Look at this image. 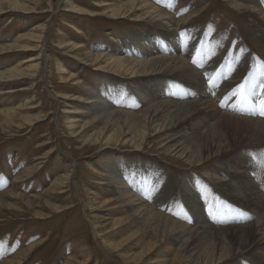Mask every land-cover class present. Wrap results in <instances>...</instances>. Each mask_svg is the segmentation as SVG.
<instances>
[{"label":"rangeland","instance_id":"rangeland-1","mask_svg":"<svg viewBox=\"0 0 264 264\" xmlns=\"http://www.w3.org/2000/svg\"><path fill=\"white\" fill-rule=\"evenodd\" d=\"M20 1L28 6L29 12L0 13V74L16 71L19 75L11 80L0 79V264H171L177 250L171 252L175 244L170 245V234L169 238L165 235L162 238L156 229L144 227L143 222L138 221L137 225L129 216L131 211L123 210L120 205L123 202L116 200L118 195L105 185L110 183L113 169L120 173L117 178L121 179L122 189L141 201H149L147 190L160 195L159 200H164L167 211L174 213L170 215L167 211H158L159 203L154 204V209H149L162 215L169 225L172 222L180 225L181 231L190 234L194 223L203 220L216 223L228 232L236 226L244 230L243 238L250 244L253 242L252 231L244 227L263 224L256 227L264 240V199H260L259 194L264 195V145L253 143V147H234L228 138L230 133L219 129L223 133L220 137L225 141L217 145L219 154L206 157L204 152L196 151L193 160L200 159L201 162L196 163L204 164L197 167L196 163L189 165L186 159L178 158L177 151L170 147L171 132L159 134L154 129V123H142L140 118L137 119L138 124H143L144 134L149 135L141 142V147L123 144L120 132L110 136V144L106 145L105 140L112 131L99 135L98 143L93 141L104 124L98 122L90 126L93 116L89 115L96 114L91 112L92 103L89 102L97 104V100L103 102L104 99L117 108L121 100L124 104L126 101L133 103L138 84L129 76L118 73L113 76L111 71H95L97 69L93 66L82 65L81 54L89 51L94 55L125 57L126 54L120 50L126 48L133 51L135 46L131 45L130 39L134 33H144V30L158 33L160 36L153 35V38L165 47L163 40L166 35L151 27V18L143 17V21L135 23V17L109 19L97 15L107 12L100 5L117 6L123 0ZM161 1L147 0L148 4L174 16L176 35L188 33L191 44L194 43V35L198 37L199 42L193 49L195 57L208 52L214 58L225 59L226 64L229 59L240 76L234 78L236 74L232 75L229 69L230 80L241 79V82L235 84L230 93L233 98L213 101L214 107L224 114L237 115L246 121L258 119L264 124V114L259 118L249 115L246 103L241 102L243 96L248 95L255 108L259 99L264 97V45L257 39L252 24H248L245 13V3L249 5L252 0H166L167 4L163 5ZM2 6L8 5L3 2ZM74 7L89 14L76 15L71 12ZM42 25L45 30L35 52L21 53L10 49L23 44L18 42L20 36ZM74 44L85 51L75 50L77 46ZM237 44H242V47ZM114 49L120 52L115 53L117 50ZM31 56L37 60L28 62ZM237 56L238 59H235ZM225 63L224 67L227 66ZM33 64H38V67L32 71L29 67ZM197 70L200 72L199 68ZM218 77L220 82L224 81L221 75ZM241 84L244 88L237 92ZM255 87H258L257 92L251 95L249 91ZM220 89L223 87L220 86ZM62 97L73 100H63ZM65 104L74 113V129L70 128L67 117L70 115L65 114L68 111ZM141 111L143 107L139 109ZM80 126L85 127L84 133L74 137V130L78 131ZM251 126L255 129L256 125ZM201 131H204L203 134L206 132L204 129ZM194 145L197 146V143L194 142ZM225 164L236 168L235 182L247 183V198L239 200L230 197L206 180L211 170H221ZM153 172L155 175H150ZM61 177L66 182L62 179L63 185L59 186ZM198 178L199 185L194 184L193 179ZM186 189L197 193L201 210L196 214L181 199ZM112 201L115 206H108L113 204ZM117 221L122 222L117 225ZM159 226L162 227L161 224ZM238 237L237 233L230 231L222 251L217 247V251L212 250L213 238H210L212 241L207 239L206 246L205 243L199 246L202 250L199 259L188 256L186 244L185 251L181 252V257L186 260L180 263H202L206 257L208 263L204 261V264H218V260L219 264H261V257L256 254L232 258V241ZM180 243L175 246L176 249ZM205 248L206 252H203Z\"/></svg>","mask_w":264,"mask_h":264},{"label":"bare ground","instance_id":"bare-ground-1","mask_svg":"<svg viewBox=\"0 0 264 264\" xmlns=\"http://www.w3.org/2000/svg\"><path fill=\"white\" fill-rule=\"evenodd\" d=\"M246 1H250V0H246ZM263 1L264 0H252L249 3V5H248V2H246L245 4L247 5V7H246L245 13H246V17L249 19L248 24L249 23L252 24L255 34L258 37L257 39L261 40L264 45V5H262ZM3 2L6 3L8 6L6 7L2 6ZM161 3L162 5L167 4V1L162 0ZM105 6L107 5L105 4L100 5V7L101 8L104 7L103 10L107 12H104V14L100 13L97 15L106 16L109 19H124V18L131 19V17H135L137 18V20H135L136 21L135 23L143 21L142 20L143 17L151 18L152 20L151 27L155 31H158L159 33H164L166 35L165 36L166 39L163 40L165 47H162L160 42L157 39L153 38V35L154 36L159 35L158 33L156 32L152 33L151 30H144V33L143 32L134 33L133 37L130 39V42H131V45L135 46V49L133 51L131 49H126V48H122L125 50H120L124 54L128 55V56L124 55L125 57H122V56L110 57V56H105L104 54L94 55V54H91V52L89 51H85L81 46L74 44V46H77L75 50L80 49L81 51H85V52H82V54L80 52V54L82 55L81 57L82 59L80 60V63L82 65L93 66L97 69L95 71H103V70L111 71L112 74H114L113 76H115V73L129 76L130 80L133 79L135 80V83L138 84V90L134 94L136 95V100L133 103H131L130 101H126V103L124 104L123 101L121 100L118 102L119 108H117L115 107V104L113 105L112 103H106L104 99L102 101L105 103V105L103 104V102H100L98 100L96 101L98 105L95 103V101L89 102V103H92V105L90 104L91 108L93 109L91 110V112L96 114V116L89 115V116H93L91 117V120L89 122L90 126H94L98 122H103L104 124L103 128H101L100 132L98 133V137L94 138L93 136L94 142H97L99 140V135L101 134L103 135V133L105 132L112 131L109 134V138L105 140L106 145L110 144V136H113L116 132H120L122 134L121 142H123V144H129V146L130 144H133L134 146H137V147L140 146L144 138L149 136V135L146 136V134H144L143 128L145 126L141 123H140L141 125L138 124L137 119L140 118V120H142L141 121L142 123H144L143 121H147L149 125L150 123L151 124L154 123L153 125L154 127H156L154 129L159 134L166 132V131L171 132L172 133L170 136L171 140L169 141L171 143L170 147L177 151V153L179 154L177 155L179 156L178 158L183 159V160L186 159L189 165L190 164L194 165V163L196 162H201L200 159L193 160L195 159L196 151L198 153H200V151H202V153L204 152L203 154H206L207 155V156L205 155L206 157L219 154L217 145L221 141L222 142L224 141L220 137V136H223L222 131L230 133L228 138L230 139V142L234 145V147H237V146L249 147L251 145H252L251 147H253L254 145L253 143H255L256 146L257 144L264 145V124H261V122H259L258 119L257 120L255 119L254 121H251V120L246 121L243 118H242L243 120L240 119L239 117H237V115L231 116L230 114L228 115L224 114L223 112L217 110V108H215L212 103L213 101L214 102L217 100L220 101V98L222 99L223 98L224 99L233 98V96L230 93H232L235 84L239 85L241 82V79H236L237 81L235 82H232V80H230V78L232 77H231V74L229 73V69L230 71H232L233 73L232 75L236 74L237 71H235V69L233 68L234 66L230 64L229 59L226 64L225 59L222 58V60H220L218 58H214L210 56L208 52H205L202 55L198 54L197 57H195L196 55L193 53V49L196 46V43L199 42L198 37L194 35L193 37L194 43L191 44V41H190L191 37L188 35V33L187 34L184 33L182 35H176V21L174 19V16L164 12L163 10H160L152 6L151 4H148L147 0H123V1H120L117 6H110V7H105ZM6 8L8 10H5ZM3 11H7L9 13L13 11L29 12V9H28V6L21 3L20 0H0V13H4ZM71 12H73L76 15H86V14L88 15L89 14L87 12H84V10L77 8V7H74ZM186 18H188V16ZM247 18H245L246 21H247ZM44 30H45V26L43 25L37 29L32 28L31 30H29L30 32H28L26 35L19 37L18 42L23 43L22 45H14V46H11L10 49H16L17 52H21V53L35 52L39 44L41 43L40 39L42 38V32ZM177 36L179 37V40ZM238 45L242 47V44H237V46ZM114 50H117V49H114ZM120 51L117 50V52L115 53H119ZM238 56L235 59H238ZM36 60L37 58L34 59V57L32 58V56L27 59L28 62H34ZM224 63L228 66V67L226 66L227 68L224 67ZM206 64L208 65L205 67ZM240 65L243 67V63H240ZM36 67H38V64H33V66H30L29 68L30 70L33 71L34 68ZM197 68H199L200 72H198ZM219 75H221V78H224L223 79L224 81H221V82L219 81V77H218ZM16 76H19L16 71L9 72V74H6V75L0 74V79L4 78L5 80H11L15 78ZM238 76L239 75L236 74L234 78ZM203 77H205L208 81V83L205 86H204ZM174 79L176 80L175 83L172 82L174 81ZM207 86H211L215 90L213 97H216V98L211 97V91L207 90ZM220 86H222L223 89H220ZM257 89L258 87H255L253 88V90H250L249 93L251 95L253 93L255 94L257 92ZM185 91H188L189 94H186ZM139 95H141V97ZM187 95H189L191 98ZM217 96H219V98ZM61 99L73 100V98H68V97H62ZM262 101H264V98L262 100L259 99V102L263 104L264 102ZM99 103H102V104H99ZM64 107H67L66 110L68 109V105L65 104ZM141 107H143V112L142 111L139 112V109H141ZM65 114L70 115V116H67L70 122V128L74 129L75 123L73 122V119L75 117L73 116L74 113L72 112V109L71 110L68 109V111H65ZM251 124L256 125L257 127L255 126V129H253ZM258 126L260 128H258ZM83 128L85 127L80 126L78 128L79 129L78 131L74 130L75 131L73 132L74 137H79V135L82 136V132L84 131ZM140 128H142L143 130H141ZM203 129L206 131L204 134H203L204 131L203 132L201 131ZM219 129L222 131H220ZM194 142L197 143V146L194 145ZM152 147L150 148L152 149ZM191 147H194V149H192ZM223 150L225 152L228 151L227 149H223ZM203 165H204L203 163H199L197 167H203ZM233 167L225 164V166L222 167L221 170H217V171L211 170L210 175L206 176V180L212 183V185H214L215 188L220 189L222 192L229 194L230 197L243 200L247 198L248 192H249V190L246 189L247 183H241V182L234 181L233 176L234 174L235 175L237 174V170L236 168H233ZM111 171L113 172V174H112V177L109 176L110 183L109 184L107 183L105 185H109L108 187L111 188V191L115 193V195H118V197H116V200L123 202V204L120 203V205H122V207L124 208L123 210L131 211L130 212L131 214H129L130 218L132 217L137 223L138 221L143 222L142 224H144V227L147 226L148 228L156 229L158 234L162 238L164 237V235L167 237L170 234L169 236L171 237L170 238L167 237L169 238V241H170L169 243L170 245L175 244L172 248V251L171 250L170 251L174 252L177 250V253L174 255L171 264H181L180 262L184 263L186 259L184 260V257H181V252L185 251L184 246H186V244H187L186 248H188V251H189L188 256L193 259L194 258L199 259V256L200 257L202 256L200 255L201 253L199 254V252L202 251L201 248H199V246L203 245L205 241H208L207 239H210V238H213V242H211L212 239H210L211 240L210 242L214 243L213 245L210 243V245L213 246L212 250L213 248L216 250V247H217V250L222 251L224 249L225 244H227V243L224 244V242L226 241V237L228 233H230V231L237 233L239 236L236 241H232L233 250L230 252L232 253L231 255L233 259L236 257L244 258L246 255L249 256L251 254L252 255L256 254L261 257V264H264V246H262V243L264 242V240L262 239L259 233L260 231L257 228L259 226H263V224L259 226L254 224L247 228L244 227L245 230L248 229V231H252V236H253L252 241L253 242L250 244L248 243L249 241L247 242L243 238L244 237L243 229L235 226L231 228L228 232V230H223L222 228H219L221 226H217L216 223L210 224L208 221L206 222L204 220L199 221V222L196 221L194 223L195 225L194 229L192 231H189L190 232L189 234L187 231H181L182 229L179 228L180 225L178 226L177 224H174L172 222V225L170 224L171 225L170 226L169 222L165 220L163 217H161L162 215L160 216L158 214H154V212L153 213L151 212L152 211L151 209H154L153 207H154V204L156 203L160 204L158 211L166 212L168 210L166 206L163 205L164 200L163 199L159 200L160 195L156 196L154 195L155 193H150V191L147 190L149 194V201L143 202L140 199L134 197V195L130 194L129 191L123 190L122 189L123 187H121L122 185L121 179L117 178L120 176V173L116 171L115 169ZM220 172H221V175H220ZM240 173H243V172L240 171ZM150 175L154 176L155 172H153ZM156 175L157 177H160V175L157 172H156ZM157 177H154V178L156 179ZM62 179L63 177H61L58 181L59 186L63 185L62 181L65 178L63 180ZM64 182L66 181L64 180ZM192 182L194 184L199 185L198 183L200 182V179H197V180L193 179ZM170 190H169V194H171ZM259 194H260V199H264V195H262L261 193ZM196 195L197 193H195L191 189H186L183 191V194L181 196V199H184L187 202L186 207H188L189 210L193 213L195 212L197 213L201 210L199 206V202H197ZM161 198H164V196H161ZM112 205H114V202L113 204L108 205V206H112ZM188 212L189 211H187V213ZM167 213L172 215L174 212L169 210L167 211ZM121 222L122 221H117L116 223L117 225H119ZM160 224L162 225V227L159 226ZM137 225H139V223ZM182 228L184 230V227ZM188 234H189V237H188ZM185 237H187V239H184ZM183 239L186 241V243L184 242ZM182 240H183V243H180ZM164 243H167V242H164ZM179 243L180 245L178 249H176L175 246ZM205 246H206V243H205ZM201 247L203 248V246ZM205 250L206 248L203 250V252ZM217 256H218V253H217ZM217 256L216 258L218 259ZM221 257H219V259ZM204 261L208 263L205 257L203 259V262L201 261L202 263L197 262L196 264H204ZM218 261L220 262V260ZM218 261L217 263L219 264Z\"/></svg>","mask_w":264,"mask_h":264},{"label":"snow or ice","instance_id":"snow-or-ice-1","mask_svg":"<svg viewBox=\"0 0 264 264\" xmlns=\"http://www.w3.org/2000/svg\"><path fill=\"white\" fill-rule=\"evenodd\" d=\"M243 88H244V85L241 84V85L239 86V88L237 89V92H241V91L243 90ZM262 114H264V113H262Z\"/></svg>","mask_w":264,"mask_h":264}]
</instances>
